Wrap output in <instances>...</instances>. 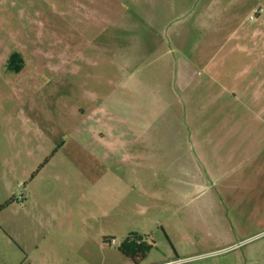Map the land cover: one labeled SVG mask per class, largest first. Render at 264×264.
<instances>
[{"label": "rangeland", "instance_id": "obj_1", "mask_svg": "<svg viewBox=\"0 0 264 264\" xmlns=\"http://www.w3.org/2000/svg\"><path fill=\"white\" fill-rule=\"evenodd\" d=\"M22 1L0 25L24 55L0 77V264H127L130 234L142 264H264V0ZM139 83L183 103L185 138L139 142ZM139 145L169 182L139 185Z\"/></svg>", "mask_w": 264, "mask_h": 264}, {"label": "crops", "instance_id": "obj_2", "mask_svg": "<svg viewBox=\"0 0 264 264\" xmlns=\"http://www.w3.org/2000/svg\"><path fill=\"white\" fill-rule=\"evenodd\" d=\"M77 11L78 12H87V13H93L95 14L98 10V7L102 6L104 8V12L109 13H115L117 11H122L121 7L126 8L130 7L128 6L127 0H74L73 1ZM136 6L139 7L140 11H147L152 13H157L159 11L165 10L164 7H169L172 2L170 0H162L160 4V0H135ZM23 3H26L25 0L22 1ZM158 3L159 6L155 5ZM17 3H15V0H0V25H7L9 27L10 22L14 21V10ZM152 7V8H151ZM3 43L2 39H0V44ZM5 43V41H4ZM15 42L13 39L10 40L7 44H1L6 45V47H0V77L1 74L3 76L10 75V73L20 72L17 71L14 67L10 66V58L13 54L17 53L18 56L24 55L20 54L21 51L17 50L15 48ZM159 41H154L151 43L154 47L158 46ZM22 58V57H21ZM19 58L23 61V59ZM152 58V57H151ZM150 57H146L144 54L139 53V72L146 70L149 72H153L149 66L146 68L144 64V60H149ZM23 64V63H21ZM24 67V65H23ZM194 68L192 64L185 63V66L176 70V75L180 79V85L183 84L182 81L186 82L183 87H187L190 81H188V78H191L193 76ZM186 78V80H184ZM182 82V83H181ZM159 98V99H158ZM155 98L152 93L146 92L142 89L139 83V142H146V141H157L160 139H167V140H181L185 138V134L182 133L185 131L184 125H185V117H184V105L182 102H179V100H176L174 96L165 97V98ZM153 130H150L151 128H155ZM146 150L143 149L142 146L139 145V185L144 187L145 185L149 188L153 189L152 187L158 186L159 183V177L156 176L157 173H164L163 170H171L172 166L168 165L165 166H159L158 164H154L153 166H145L143 164V160L145 158H149L150 156L147 155ZM183 167L180 169V171H185L186 169L190 168L189 161L187 162V166H185V161L182 160ZM155 163V162H154ZM192 167V166H191ZM146 174V175H145ZM162 176L163 180L166 182H169L166 178V175L163 174ZM198 181V180H197ZM146 182V184H145ZM144 183V184H143ZM172 186H180L185 187L186 184L188 186L191 185V182H186V180H183L182 183H171ZM8 207V206H7ZM6 209V208H5ZM4 210V209H3ZM2 210V211H3ZM151 242V241H150ZM123 255V254H122ZM128 259V258H127ZM129 262L127 264H134L130 259H128ZM82 264H95L94 262V255L91 257L88 256L86 259V263ZM162 264H168V263H162Z\"/></svg>", "mask_w": 264, "mask_h": 264}, {"label": "trees", "instance_id": "obj_3", "mask_svg": "<svg viewBox=\"0 0 264 264\" xmlns=\"http://www.w3.org/2000/svg\"><path fill=\"white\" fill-rule=\"evenodd\" d=\"M19 62L21 63L18 54H13L10 58V66L20 71L23 66L22 64L19 65ZM9 204H11V202L1 206V209L7 207ZM153 244L154 243L152 241L150 242L149 238L146 236L130 234L119 246V251L134 264H142L147 258L148 252Z\"/></svg>", "mask_w": 264, "mask_h": 264}, {"label": "built area", "instance_id": "obj_4", "mask_svg": "<svg viewBox=\"0 0 264 264\" xmlns=\"http://www.w3.org/2000/svg\"><path fill=\"white\" fill-rule=\"evenodd\" d=\"M261 17H264V8L263 7L255 8L250 14L251 20H257Z\"/></svg>", "mask_w": 264, "mask_h": 264}]
</instances>
